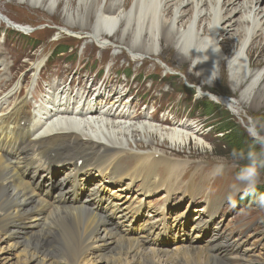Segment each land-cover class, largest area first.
<instances>
[{"label":"bare ground","instance_id":"6f19581e","mask_svg":"<svg viewBox=\"0 0 264 264\" xmlns=\"http://www.w3.org/2000/svg\"><path fill=\"white\" fill-rule=\"evenodd\" d=\"M26 1L34 5L41 1L40 6L48 12L55 2ZM107 1L105 5L97 6L95 0H91L87 6L81 7L80 12L72 14L66 10L64 21L81 28L84 36L96 40L108 39L119 25L118 43L128 47L133 54H153L161 41L166 42L167 47L173 45L177 48L179 60H189L195 65V70L207 84L213 78H220L227 67L233 89L244 87L239 100L251 98L250 102L256 100L264 104V89L259 91V87H255L264 72V5H261L264 0L261 3L259 0H179L173 3V9V0ZM187 4H191L194 11L191 18L184 22L180 18L184 13L182 7ZM233 14L239 17H232ZM204 16L209 18V24L204 25L202 30L195 28L196 22L199 23ZM5 61L6 57L0 50V65ZM216 66L219 73L214 76ZM39 69L40 65L37 64L35 70ZM69 73L70 70L63 71L65 75ZM87 76L82 70H76L72 78V81L82 83L86 96L93 92V89L85 87ZM2 77L7 75L2 74ZM60 86V93H65L66 76ZM104 90L123 99L124 95L118 94L112 85ZM18 91L7 94L5 98L10 107L0 113V234L4 235V241L9 246L8 249L4 248L5 253L0 259L5 263L231 264V260L237 258L235 264H257L254 259L247 258L250 255L254 257V250L250 248L242 247L240 255L230 258L227 244L211 242L214 235L207 238L209 230L200 220L192 221L174 248L155 249L149 245L152 224L144 222L140 236H129L127 230L130 224L126 211L111 221L85 203L71 206L77 196L63 193V188L57 184H54L52 203L41 198L32 189L29 180L22 179L30 174L36 180L43 177L50 180L58 164L75 172V165L71 162L83 158L79 173H90L94 168L104 173L110 170L108 178L113 177V181L121 182V176H125L130 184L136 183L138 190L146 193V196L163 191L167 199L183 197L188 192L179 181L178 173L185 169L187 162L175 159L172 154H165L160 149L162 143L150 150L138 151L129 149L130 143L123 140L133 135L132 131L136 129L137 133L144 132L149 138L155 135L163 137L165 145L168 141L174 148H183L191 137L202 142L197 136L200 130L194 125L174 122L171 129H165L150 122L132 123L129 120L152 121L157 118L141 112L132 115L125 110L113 111L112 108L98 110L96 105L82 107L76 118L71 115L62 117L59 115L63 113L62 110L52 107L48 119L45 107H42L39 113L44 116L35 121L36 115L27 113V99L19 98ZM101 96L102 92H99L98 97ZM1 108L3 104L0 102ZM80 115L88 117L80 118ZM18 129L30 131L36 137L26 146L21 157L15 158L12 143ZM37 157H41L38 162H30ZM196 163L193 162L186 171H192ZM210 168V165H206L203 170L197 168L195 172L203 171L205 174ZM160 171L171 179L161 177ZM190 188L201 190L196 183ZM229 192L231 190L228 189ZM206 203L207 208L213 210L215 203ZM117 205L119 211L122 210L118 202ZM177 219L178 216L169 224L171 228L176 226ZM174 239L175 235L172 236ZM245 252L246 256L242 257Z\"/></svg>","mask_w":264,"mask_h":264},{"label":"rangeland","instance_id":"374dc122","mask_svg":"<svg viewBox=\"0 0 264 264\" xmlns=\"http://www.w3.org/2000/svg\"><path fill=\"white\" fill-rule=\"evenodd\" d=\"M90 1L91 0H55L54 4L51 6V11L48 12L46 8L40 6L41 1L34 5L29 4L26 0H0V12H2V14L0 13V20H4L2 23L0 22V29H4L5 27L8 32L7 34L9 35V38L6 41H4L3 37L0 35V49L7 56V65H12L15 58L19 60L21 64H24L22 68L21 66L19 67L20 70L10 71L11 75L16 73L15 77L11 80V86L20 77L23 78L26 72L29 73V78L22 80L21 86H24L25 84L28 86L31 84L33 80L29 70L31 61H34L35 59L41 61L43 59L42 56L47 55L54 48L56 49L64 46L66 43L63 41H66L72 48L70 52L65 53L64 55H72L75 51L82 52L83 55L80 60L81 64L79 66L78 63L73 64L72 60L65 56H55L48 62L49 68L47 73H43V83H47L45 79L47 75H49L48 72L57 67H61L63 71H65L70 70L67 67L69 66L71 69L73 68L72 71H74L78 67L85 65L83 72L88 73V76L86 77V82L88 84L92 83L95 74H98L97 79L99 78V75H101L100 80L110 75L109 81H118L112 86V89H115L118 94H123L124 100L116 103L114 108L123 109L124 105L130 100L131 104H143L148 100H151L152 103L155 101L156 105L161 103L160 111L157 113V119L159 120H161V118L171 120L174 117L178 121H185V116L188 110L192 112L190 113V116L194 117V119L189 118V121L187 122L200 130L199 134L196 135L202 142L191 137L183 148L179 146L174 148L168 141H166L167 145L163 144V141H165L163 137L155 135L153 138H149L144 132L140 134L137 133L136 129L133 130L134 132L132 131L133 135H129L130 137H127L126 140L124 139L123 141L125 143L129 142L130 146L128 147L132 150H150L152 147H156L162 143L160 149L164 151L165 154H172L182 162H187L185 169L180 171L181 174H183L193 162H197L196 164L199 168L204 167L205 165L211 166L208 173L204 174L202 177L200 184L202 189L198 196L193 199L183 197L178 201L177 197L171 199L172 204L177 203L179 205L177 208H174L173 212H170L171 215L181 213L182 209L186 208L187 203L190 201L192 203L193 214L198 215L200 212H203L200 209L204 205L207 196V194H205L206 185L204 181H208L211 177L213 178L211 180L212 182L222 180L223 186L231 191L237 188L234 193H237L241 198L245 197V199L243 198L241 200L240 198L239 205L232 214H229L226 221H220L221 219H219V216H215L209 235H212L213 232H215V229H219L222 233L230 234L233 239L238 240L241 232L247 233V223H245L244 219L240 216L245 215L247 218L250 217V219H257V226L247 242H244L243 240V247L251 246L249 248L254 250V257L250 255L247 256V258L254 259L257 261V264H264V208H260L257 205L256 201L258 198H255L253 193L245 194L240 190L237 179L241 169L249 163L248 151L244 153H235L233 151L228 153L227 148L221 145L222 140L220 141L219 138H221L223 133L217 131L218 119L214 117V113L218 114L219 112H222L223 115L228 114L230 118H233L234 121L239 124L247 135L251 136L253 140L260 142V145L264 147V104H260L256 100L255 102H250L251 98L249 100H239L238 97L240 96L241 91L244 90V87L239 88L240 90L233 89V86H231L233 85L231 73L227 67H225L220 78L217 77V80H214L213 78L214 81L212 80L207 84L206 81L204 82L203 78L200 77L199 72L195 70V65H192L189 60L183 59V61H180L177 48L173 45L167 47L166 42L161 41L157 44V51L153 54H133L128 47L118 43L119 32L117 29L119 25L116 26V30H113V35L108 39L96 40V38L93 39L91 36H84L81 28L70 26L64 21V15L66 10L71 14L74 12H80L81 7L84 8L85 5L87 6L90 3ZM178 1L179 0H173L171 3L172 5L169 4L172 9L175 6L173 3L175 4ZM260 1L261 0H259V2ZM106 2L108 1L95 0L97 6L105 5ZM236 5L237 4H233L232 6ZM261 5H264V2H262ZM186 6L182 7L184 13L180 18L184 22H186L189 17L191 18L194 11L191 4H187ZM229 7L230 6H228V8ZM186 9L189 10L186 11ZM233 16L239 17L238 14H233L232 17ZM6 20H10L9 22L20 25L22 27L21 31H23V29L27 31H23L24 33L18 32L16 29L10 27L11 25L6 22ZM207 24H209V18L204 16L199 23L196 22L195 28L202 30L205 27L204 25L207 26ZM28 36L37 39L40 44L37 49L32 50ZM157 39H159V36H157ZM227 51L229 52L230 48ZM222 55L225 56L224 53ZM99 57L104 59L111 58V60L105 64H100ZM68 61H70V63L66 64ZM246 65H248L247 60ZM262 65H264V62H262ZM112 67H114L113 70ZM116 69H127L132 75L127 80L120 73H114V70ZM213 71L214 76L218 75L219 71L217 66L214 67ZM137 74H140V76L136 80L134 75L136 76ZM147 74L155 77V79L152 80V87H150L151 80H143V77ZM72 75L73 73L69 78H71ZM39 82L40 79L38 76L37 84ZM3 83L4 82L1 80L0 86ZM127 84H129V87ZM184 84L188 87V91L185 94L184 90V96H182L181 91L185 86ZM255 87L261 88H258L259 91L264 89V72ZM130 89L131 93H129ZM159 92H168L167 96L165 98L163 97L160 102L158 101L159 95H157ZM177 92L180 93L179 97L175 95ZM106 95H108V93ZM169 96L180 100L174 102L171 111V107L167 106L165 103V101H168ZM215 99H217V101ZM178 105H181L182 107ZM216 106H219V108ZM185 107L186 109L183 111V108ZM136 109L137 106H135V104L129 108L131 113ZM138 109L143 110L140 106ZM210 109L215 112L212 113ZM163 112L164 114H162ZM153 125L159 126L156 121ZM160 127L171 129L164 126ZM227 133L229 134L230 131L225 132V134ZM140 136H142V138ZM150 139H152L153 142L148 141ZM253 151L258 155L261 154V152L255 148ZM220 154L224 155L221 156ZM257 171L259 179L256 187L264 185V153L257 159ZM221 188L222 186L218 185L211 196L220 194L222 190ZM134 191H132L134 196L139 193L137 189H134ZM158 201L161 200L158 196H154L152 200L148 201L147 206L156 207L155 203ZM236 210H240L241 213ZM4 240H6L4 239V235L0 234V257L5 253L4 248L8 249L9 247ZM0 264L8 263H5L4 260L0 259Z\"/></svg>","mask_w":264,"mask_h":264},{"label":"trees","instance_id":"16d2710c","mask_svg":"<svg viewBox=\"0 0 264 264\" xmlns=\"http://www.w3.org/2000/svg\"><path fill=\"white\" fill-rule=\"evenodd\" d=\"M219 108V106H216ZM210 111L213 113L214 110ZM214 117L218 119L217 122V131L219 133H223L220 141L221 145L227 148V152L231 153L232 151L235 153H244L248 151V154L254 153L257 157H260L264 153V147L260 145V142H257L251 138V136L247 135L244 130L239 126V124L234 121L233 118H230L228 114L223 115L222 112L218 114L214 113ZM230 131V133L225 134V132ZM259 144V145H258ZM220 145V146H221ZM257 149L261 152V154H257L253 151V149ZM221 149V147H220ZM223 156L224 154H220ZM255 192L260 195L264 193V185H259L256 187Z\"/></svg>","mask_w":264,"mask_h":264},{"label":"clouds","instance_id":"9594fccd","mask_svg":"<svg viewBox=\"0 0 264 264\" xmlns=\"http://www.w3.org/2000/svg\"><path fill=\"white\" fill-rule=\"evenodd\" d=\"M257 155L254 153L248 154V165L241 169V172L238 176V184L240 190L245 194H252L255 192L256 185L258 183L259 175L257 171ZM234 192H229L226 199L229 204L235 205L236 201L234 199ZM257 205L260 208H264V193L258 196L256 201Z\"/></svg>","mask_w":264,"mask_h":264}]
</instances>
